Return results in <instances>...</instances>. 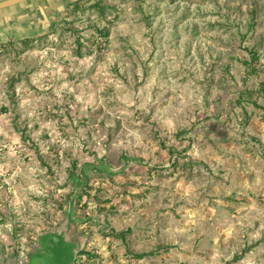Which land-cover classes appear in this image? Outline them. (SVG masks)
Masks as SVG:
<instances>
[{"label":"rangeland","instance_id":"obj_1","mask_svg":"<svg viewBox=\"0 0 264 264\" xmlns=\"http://www.w3.org/2000/svg\"><path fill=\"white\" fill-rule=\"evenodd\" d=\"M263 106L264 0H71L0 46V264H264Z\"/></svg>","mask_w":264,"mask_h":264},{"label":"water","instance_id":"obj_2","mask_svg":"<svg viewBox=\"0 0 264 264\" xmlns=\"http://www.w3.org/2000/svg\"><path fill=\"white\" fill-rule=\"evenodd\" d=\"M26 1L27 0L0 1V10L16 6ZM67 6V4H62L49 11L45 15L29 21L0 24V46L2 44L8 43L9 41L37 38L48 32H51L55 28L60 15H62ZM65 220L66 221L64 223H61L59 226L54 227L52 230L41 233L38 237L36 245L33 247L32 251L29 253L26 259L21 261L13 260L8 264L37 263L40 260H35V258H47L44 256L48 251L44 248L47 247L48 250H50L49 244L53 246L55 244L54 242L65 244V246L67 245L68 247L72 246V259L69 264H75L78 255V243L68 232L71 224V218L69 216H66ZM40 243L46 247L43 248ZM54 258V255H52V260ZM45 264H47V262Z\"/></svg>","mask_w":264,"mask_h":264},{"label":"crops","instance_id":"obj_3","mask_svg":"<svg viewBox=\"0 0 264 264\" xmlns=\"http://www.w3.org/2000/svg\"><path fill=\"white\" fill-rule=\"evenodd\" d=\"M0 1H3V0H0ZM29 1H31V0H27L26 1V3H27V5H23L22 3L21 4H18L19 6H21V5H23L22 6V9H23V7H29L28 6V3H29ZM25 3V2H24ZM62 4H67L68 6L71 4V0H60L58 3H56V4H54L53 6H51L50 8H48L47 10H45V11H43V12H40V13H38V14H34L33 16H19V18H17V19H14V20H10V21H0V24H3V23H17V22H22V21H29V20H32V19H36V18H39V17H41V16H43V15H45L46 13H48L49 11H51V10H53V9H55L56 7H58V6H60V5H62ZM18 5H16V6H13L14 8L15 7H18ZM67 6V7H68ZM12 7V8H13ZM66 7V8H67ZM11 8V7H10ZM65 8V9H66ZM6 9H8V8H6ZM6 9H3V10H0V13L2 12L3 13V11L4 10H6ZM20 8H18V10H16V11H18V12H20L21 10H19ZM9 13V12H8ZM11 13V12H10ZM21 15V14H20ZM61 16V15H60ZM60 18V17H59ZM59 20V19H58Z\"/></svg>","mask_w":264,"mask_h":264},{"label":"trees","instance_id":"obj_4","mask_svg":"<svg viewBox=\"0 0 264 264\" xmlns=\"http://www.w3.org/2000/svg\"><path fill=\"white\" fill-rule=\"evenodd\" d=\"M256 59V58H255ZM263 109H264V106H263Z\"/></svg>","mask_w":264,"mask_h":264}]
</instances>
